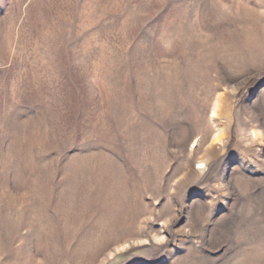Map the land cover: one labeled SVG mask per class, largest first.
Segmentation results:
<instances>
[{
    "label": "rangeland",
    "instance_id": "rangeland-1",
    "mask_svg": "<svg viewBox=\"0 0 264 264\" xmlns=\"http://www.w3.org/2000/svg\"><path fill=\"white\" fill-rule=\"evenodd\" d=\"M0 264H264V0H0Z\"/></svg>",
    "mask_w": 264,
    "mask_h": 264
}]
</instances>
